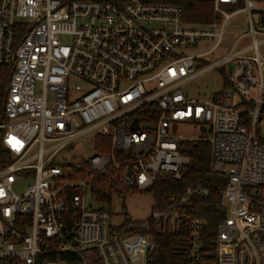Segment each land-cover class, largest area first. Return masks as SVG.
I'll list each match as a JSON object with an SVG mask.
<instances>
[{"label": "built area", "instance_id": "2783aa9c", "mask_svg": "<svg viewBox=\"0 0 264 264\" xmlns=\"http://www.w3.org/2000/svg\"><path fill=\"white\" fill-rule=\"evenodd\" d=\"M204 1L221 23L190 24L179 5L141 0H0V66L12 69L0 124L11 154L0 170V264H151L153 230L185 233L188 264H201L206 222L188 207L211 188H186L143 222L115 223L91 198L93 178L68 181L63 166L83 153L96 176L113 170L125 188L144 192L181 179L188 141L209 143L210 174L225 178L211 264H264V0ZM226 6L242 7L249 32L197 69L225 39ZM206 40L216 41L210 51L186 54ZM230 65L211 100L185 95L193 79ZM181 125L199 126L200 136L181 137ZM97 138L107 139L108 153L96 152ZM18 182L28 183L20 194ZM69 191L72 232L64 225Z\"/></svg>", "mask_w": 264, "mask_h": 264}, {"label": "trees", "instance_id": "16d2710c", "mask_svg": "<svg viewBox=\"0 0 264 264\" xmlns=\"http://www.w3.org/2000/svg\"><path fill=\"white\" fill-rule=\"evenodd\" d=\"M94 2L108 1L122 3L129 0H90ZM162 4L179 5L184 11V20L187 23L201 25L214 22L221 23V17L215 15L214 6L211 2L204 0H141ZM12 69L7 66H0V124L5 122L4 105L8 93V85ZM3 132L0 130V170L11 162L10 152L3 146ZM99 147L97 153H108L107 139L97 138ZM71 150H76L72 148ZM180 151L190 158V164L181 172L180 180H163L156 182L154 186L142 193L150 194L154 200L152 209L163 210L173 196L181 195L186 188L203 185L211 188V194L206 198H194L190 201L188 212L191 215L203 218L205 227L202 234L203 247L200 251L201 264H211L214 260L216 228L219 221L225 217L224 210L219 206L223 181L225 178L219 175L210 174L211 148L207 142H183ZM67 168L68 181H82L91 179V198L102 209H111L113 197H127L130 194L138 193L137 190L125 188L113 170H108L102 176H96L90 170L86 161V154L71 156L63 163ZM76 192L69 191L64 194L67 201V212L65 214V231L72 232L75 229L73 223L75 213L71 208V197ZM67 219V222H66ZM153 226H155L153 224ZM157 249L152 255L151 264H188V246L186 234H175L172 232L160 233L153 230ZM183 235H185L183 237ZM43 258L65 259L66 256L44 255Z\"/></svg>", "mask_w": 264, "mask_h": 264}, {"label": "rangeland", "instance_id": "374dc122", "mask_svg": "<svg viewBox=\"0 0 264 264\" xmlns=\"http://www.w3.org/2000/svg\"><path fill=\"white\" fill-rule=\"evenodd\" d=\"M240 8L242 7L226 6L224 8L226 12H233L232 18L227 22L225 27V39L217 50L207 56V59H209L208 61H199L197 63V69H201L208 64H213L229 54L232 51L234 40L249 32V20L245 13L238 11ZM219 29L220 27L216 28L215 31L218 32ZM250 42L251 39L245 38L242 40L241 45L246 46L249 45ZM215 43V40L202 41L195 48L186 51V54L198 55L206 53L214 47ZM259 50L264 58V45H261ZM228 81L229 75L227 67L217 66L193 79L184 87V92L189 99L211 100L214 94L224 90ZM238 98L239 97L236 96V100H238ZM178 134L185 139L197 137L200 136L201 129L199 126L181 125ZM27 184V182H18L14 189L20 194L25 191ZM87 202L88 205H92L89 198H87ZM153 206L154 200L150 194L138 192L130 194L127 197L114 196L111 213L114 216L115 223H123L124 221L143 222L151 216Z\"/></svg>", "mask_w": 264, "mask_h": 264}, {"label": "water", "instance_id": "95a60500", "mask_svg": "<svg viewBox=\"0 0 264 264\" xmlns=\"http://www.w3.org/2000/svg\"><path fill=\"white\" fill-rule=\"evenodd\" d=\"M233 68H234L233 65H230V66L228 67V75H231V72H232ZM137 127H138V121L135 120V123H134V129H136Z\"/></svg>", "mask_w": 264, "mask_h": 264}]
</instances>
